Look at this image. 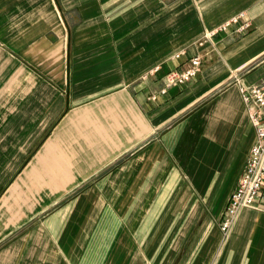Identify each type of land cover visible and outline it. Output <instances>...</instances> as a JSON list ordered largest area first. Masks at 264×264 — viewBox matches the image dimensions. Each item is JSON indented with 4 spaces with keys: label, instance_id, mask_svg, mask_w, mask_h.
Here are the masks:
<instances>
[{
    "label": "crops",
    "instance_id": "crops-1",
    "mask_svg": "<svg viewBox=\"0 0 264 264\" xmlns=\"http://www.w3.org/2000/svg\"><path fill=\"white\" fill-rule=\"evenodd\" d=\"M263 80L264 0H0V264H264L220 231Z\"/></svg>",
    "mask_w": 264,
    "mask_h": 264
},
{
    "label": "built area",
    "instance_id": "built-area-1",
    "mask_svg": "<svg viewBox=\"0 0 264 264\" xmlns=\"http://www.w3.org/2000/svg\"><path fill=\"white\" fill-rule=\"evenodd\" d=\"M231 22L214 30L222 31ZM175 59L180 58L176 54ZM185 69H175L164 76V93L172 86H185L195 79L200 71L201 58L192 57ZM157 68L149 72L154 74ZM241 100L247 108L248 118L255 131V142L237 185L232 192L220 223V231L226 240L244 209H252L264 214V80L252 86H239Z\"/></svg>",
    "mask_w": 264,
    "mask_h": 264
},
{
    "label": "rangeland",
    "instance_id": "rangeland-1",
    "mask_svg": "<svg viewBox=\"0 0 264 264\" xmlns=\"http://www.w3.org/2000/svg\"><path fill=\"white\" fill-rule=\"evenodd\" d=\"M192 81V80H191Z\"/></svg>",
    "mask_w": 264,
    "mask_h": 264
}]
</instances>
